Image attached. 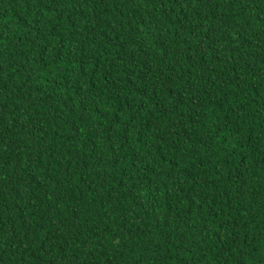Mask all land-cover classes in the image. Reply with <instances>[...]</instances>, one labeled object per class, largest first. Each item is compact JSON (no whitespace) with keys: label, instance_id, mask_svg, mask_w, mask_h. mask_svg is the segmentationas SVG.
I'll list each match as a JSON object with an SVG mask.
<instances>
[{"label":"trees","instance_id":"1","mask_svg":"<svg viewBox=\"0 0 264 264\" xmlns=\"http://www.w3.org/2000/svg\"><path fill=\"white\" fill-rule=\"evenodd\" d=\"M0 264H264V0H0Z\"/></svg>","mask_w":264,"mask_h":264}]
</instances>
